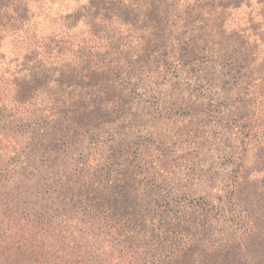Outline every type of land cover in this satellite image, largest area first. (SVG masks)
I'll use <instances>...</instances> for the list:
<instances>
[{
    "label": "trees",
    "instance_id": "16d2710c",
    "mask_svg": "<svg viewBox=\"0 0 264 264\" xmlns=\"http://www.w3.org/2000/svg\"><path fill=\"white\" fill-rule=\"evenodd\" d=\"M82 1L85 0H0V66L15 65L19 69L12 72L9 89L8 79L3 78L6 72L0 73V264H198L186 239L191 244L192 239L207 233L220 238L214 244L225 250L216 257L217 264H229V258H244L236 242L245 245L250 264H264V253L259 249L263 226L241 216L246 210L237 211L245 206L241 196L245 170L241 145L230 153L236 161L233 169L218 181L221 193L214 196L217 203L209 194L193 197L188 205L172 200L170 195H159L154 215L144 220L147 230L138 238L131 235L124 240L122 217L104 203H116L118 193L109 189L99 193V209L105 211L97 217L86 210L94 209L93 198L78 195L79 187L67 179L72 160L69 153L61 165L57 160L44 164L35 159L40 148L53 150L57 143L69 141L72 129L90 126L85 112H101L114 103L108 92L115 94L119 87L124 92L123 83L106 87L103 81L108 82L109 76L116 73L118 76L122 69L118 64L121 59L112 53L118 51L119 45L113 37H106L104 30L112 21L118 22L114 21L118 18L114 11L109 13L111 7L125 2L141 15L149 16L147 20H156L150 32L154 44L165 54L173 53L174 60H189L199 51L217 61L222 71L235 78L237 96L243 97L242 110L232 114H249V107L258 102L256 88L262 85V78H253V45L237 27L227 32V21L231 11L254 5L262 19L259 17L257 25L252 23L249 30H264V0H144L141 4L140 0H86L80 5ZM79 24L83 27L76 31ZM134 34L140 36L139 44H144L147 33L139 28ZM260 39L263 41L261 36ZM201 44L204 48L199 47ZM107 56L111 57L108 61ZM27 64L41 68L40 78L26 81ZM91 65L94 71L89 70ZM43 76L49 77V83ZM58 76L60 79L54 80ZM69 77L73 81H68ZM196 80L203 82L199 76ZM223 98L227 102L230 95ZM8 105L12 111L5 115L1 108L6 111ZM48 111L49 121L45 116ZM23 121L25 125H21ZM247 135H243L242 144ZM56 188L71 193L72 206L86 210L76 217L74 211L67 210L72 214L73 226L69 229L76 235L62 236L60 222L52 218V207L57 205L53 198ZM215 208L223 213L218 219L213 217L211 223ZM233 223L235 229L230 231L228 226L233 227ZM154 241L157 246L152 248ZM69 243H81L82 254L75 256L78 252ZM89 245L95 246L91 253Z\"/></svg>",
    "mask_w": 264,
    "mask_h": 264
},
{
    "label": "rangeland",
    "instance_id": "374dc122",
    "mask_svg": "<svg viewBox=\"0 0 264 264\" xmlns=\"http://www.w3.org/2000/svg\"><path fill=\"white\" fill-rule=\"evenodd\" d=\"M142 1L144 0L139 3ZM85 2L86 0L79 4L83 5ZM252 8L254 5L231 11L226 31L231 32L237 27L241 36L248 38L247 43L253 45L254 55L256 54V61L251 65L253 78H262V85L256 88L258 102L249 107L250 113L234 115L232 112L236 109L242 110L243 97L237 96V88L233 84L235 78H231L225 70L222 71L217 61L209 60L199 51L189 60H174L173 53L165 54L154 44L150 32L156 27L155 19L147 20L149 16L141 15L128 7L126 2L123 6L111 7L109 13L114 11V15L118 17L114 21L118 22L108 24L104 33L106 37H113L116 45H119V52L113 50L112 53L121 59L118 64L122 69L118 76L117 73L114 74L116 78L109 76L108 82L103 83L106 87L112 83H123L124 92L121 87L118 88L120 92H114L115 94L108 92L114 103L101 112L90 113V109L85 112L88 115L86 121L91 127L72 129L69 131L68 142L57 143L50 151L40 148L35 159L44 164L47 160H57V164L61 165L63 157L69 153L72 160L68 164L67 179L71 185L79 187L76 190L78 195L85 197L87 194V197L93 198L91 205L94 209L90 210L91 207H88L86 210L97 217H101V213L105 211V208L99 209L102 200L99 193L104 189L118 193L116 203H104L115 210V215L122 217L121 240L131 235L138 238L147 230L148 225L144 220L154 215V205L159 195L167 194L174 201L187 203L193 197L209 194L214 203H217L218 199L214 196L221 193L218 181L233 169L236 161L230 153L232 148L241 145L240 151H244L243 170L245 169L241 196L245 206L237 211L246 210L247 213H241V216H248L252 223L263 226L259 249L264 253V112H261L264 110V30H249L262 17L257 7ZM82 27L79 24L76 31ZM139 28L150 35L149 38L145 34L146 39L141 45L138 42L140 36L134 34ZM203 45L199 47L204 48ZM110 58L107 56L106 61ZM24 68L21 70L25 72L26 81L40 78L41 68L31 67V64ZM95 69L92 65L89 67L90 71ZM18 70L15 65L0 66V73L6 72L3 78L5 81L8 79V89L13 79L12 72ZM198 76L202 83H197ZM59 79V76L54 78ZM43 80L49 83V77ZM68 81L73 80L69 77ZM200 91L201 94H198ZM227 95H230V99L226 102L223 97ZM36 98L38 100L40 96L37 95ZM1 111L8 115L12 107L8 105L6 111L2 108ZM48 115L49 111L45 112V116ZM46 119L49 121L50 117ZM25 124L26 121L21 123ZM242 130L245 132L241 133ZM245 133L248 135L242 144ZM66 160L65 158L63 161ZM62 182L65 183L64 180ZM53 193L57 205L52 207V218L60 222L64 231L62 236L76 235L69 229L73 226L70 221L72 214L67 210L74 211V217L82 215L86 210L80 206H72L71 193H63L60 188L54 189ZM222 213L223 211L213 209L211 223L214 221L213 217L218 219ZM226 218L229 219L230 216L226 215ZM231 224L232 222L229 223ZM228 227L232 231L234 223L233 227ZM216 239L220 238L209 236L208 233L192 239L191 244L186 239L198 264H217L216 257L224 254L225 250L214 244ZM151 244L152 248L157 246L155 241ZM239 244L236 242L245 255L244 258L234 257L228 261L231 264H250L245 245ZM69 245L78 252L75 256L82 254L81 243ZM94 249L95 246L88 248L90 253Z\"/></svg>",
    "mask_w": 264,
    "mask_h": 264
}]
</instances>
